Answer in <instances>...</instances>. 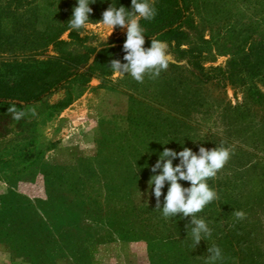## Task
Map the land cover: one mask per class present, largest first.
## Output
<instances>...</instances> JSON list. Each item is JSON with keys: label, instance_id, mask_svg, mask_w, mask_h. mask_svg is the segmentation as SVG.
Segmentation results:
<instances>
[{"label": "rangeland", "instance_id": "374dc122", "mask_svg": "<svg viewBox=\"0 0 264 264\" xmlns=\"http://www.w3.org/2000/svg\"><path fill=\"white\" fill-rule=\"evenodd\" d=\"M63 1L36 5L60 11ZM184 1L205 41L204 72L264 42V0ZM116 2L96 0L89 6L97 18L58 40L73 33L83 46L99 47L125 37L126 28L112 32L99 22ZM3 23L21 37L29 33L20 27L27 24L23 11ZM162 44L167 69L143 83L113 70L31 106L0 104V264H207L208 247L221 243L216 264H228V240L230 262L264 264V102L254 105L244 94L250 84L264 96V76L199 82L176 44ZM35 54L42 60L52 47ZM10 58L0 53V61ZM67 98V106L56 105ZM221 144L232 155L207 181L219 198L197 213L212 235L196 247L186 229L190 217L165 218L155 209L151 167L165 147L198 153ZM234 210L246 219L236 220Z\"/></svg>", "mask_w": 264, "mask_h": 264}, {"label": "trees", "instance_id": "16d2710c", "mask_svg": "<svg viewBox=\"0 0 264 264\" xmlns=\"http://www.w3.org/2000/svg\"><path fill=\"white\" fill-rule=\"evenodd\" d=\"M76 1H63L64 8L58 11L51 6L41 8L36 5V0H0V53L12 56L0 61V104L19 108L31 106L59 90L84 85L94 75L100 78L109 75L113 71L110 66L113 59L126 62L123 60L126 36L99 47L83 46L73 33L68 34V41L58 40L59 34L70 28L68 21ZM116 3L111 5L131 10V0H117ZM151 4L155 8V16L150 20L139 19L144 30L145 48L150 47L152 39L168 45L175 43V52L185 60L187 71L203 83L211 80L232 82L240 76L251 82L264 76V42L261 41L252 43L245 53L231 58L222 68L204 72L199 66V57L200 47L205 41L189 18L185 1L152 0ZM19 11L26 16L27 24L20 25L28 28L29 33L25 37H21L22 33L13 32L14 25L6 29L3 23L5 17L14 20L15 13ZM96 18L94 12L89 16V19ZM48 46L52 47V55L35 60L36 51ZM181 46L184 49H178ZM16 53L20 59L15 58ZM244 94L254 105L264 102V96L255 85L245 84ZM69 103L70 98H67L56 105L65 107ZM1 118L12 119L7 114ZM225 242V260L233 264L229 261L234 255L231 240Z\"/></svg>", "mask_w": 264, "mask_h": 264}, {"label": "clouds", "instance_id": "9594fccd", "mask_svg": "<svg viewBox=\"0 0 264 264\" xmlns=\"http://www.w3.org/2000/svg\"><path fill=\"white\" fill-rule=\"evenodd\" d=\"M95 2L96 0H92L91 3L89 0H77V6L73 8L72 16L68 21L69 27L78 31L86 26L93 12L89 5ZM154 16L155 8L149 0H131L130 11H126L124 6L113 7L110 4L103 11L102 19L99 21L112 32L117 26L121 29L126 28V40L123 44L125 53L123 60L126 63L113 59L110 66L114 71L130 74L139 83H143L145 75L150 78L159 76L168 66L163 44L160 41L152 39L150 47H144V30L139 24V18L150 20ZM231 155V149L223 144L212 149L200 146L198 153L187 147L179 152L165 147L151 167L153 175L148 185L156 198L155 209H161L165 218H174L178 215L181 218L190 217L186 229L191 226L190 234L196 247L202 240L212 235L208 223L203 218H198L197 213L202 212L206 205L219 198L207 181L217 175ZM177 158L179 163L174 166L173 161ZM180 181L190 182V186L184 187ZM166 184L168 188L164 195L162 190ZM232 214L238 221L247 217L242 210H234ZM207 252V264H216L223 259L222 250L217 246L208 247Z\"/></svg>", "mask_w": 264, "mask_h": 264}]
</instances>
